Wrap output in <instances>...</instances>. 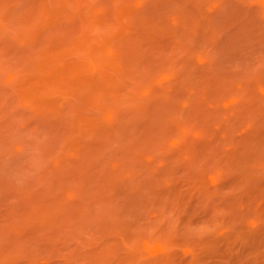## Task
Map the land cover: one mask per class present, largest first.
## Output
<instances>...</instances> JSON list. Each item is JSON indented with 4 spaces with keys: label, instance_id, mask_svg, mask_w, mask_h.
Returning a JSON list of instances; mask_svg holds the SVG:
<instances>
[{
    "label": "rangeland",
    "instance_id": "rangeland-1",
    "mask_svg": "<svg viewBox=\"0 0 264 264\" xmlns=\"http://www.w3.org/2000/svg\"><path fill=\"white\" fill-rule=\"evenodd\" d=\"M0 264H264V0H0Z\"/></svg>",
    "mask_w": 264,
    "mask_h": 264
}]
</instances>
